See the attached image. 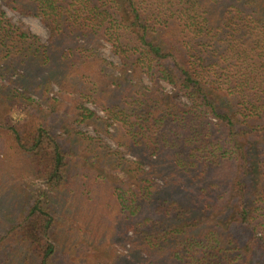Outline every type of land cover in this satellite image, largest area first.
Returning <instances> with one entry per match:
<instances>
[{
  "label": "trees",
  "instance_id": "16d2710c",
  "mask_svg": "<svg viewBox=\"0 0 264 264\" xmlns=\"http://www.w3.org/2000/svg\"><path fill=\"white\" fill-rule=\"evenodd\" d=\"M2 1L0 264H264V0Z\"/></svg>",
  "mask_w": 264,
  "mask_h": 264
},
{
  "label": "rangeland",
  "instance_id": "374dc122",
  "mask_svg": "<svg viewBox=\"0 0 264 264\" xmlns=\"http://www.w3.org/2000/svg\"><path fill=\"white\" fill-rule=\"evenodd\" d=\"M4 6V3L2 0H0V5ZM7 14L13 18L15 21H23L25 25L34 33L38 34L44 41H46L49 37V31L47 27L36 17L33 16H27V15H22L20 13L14 12L8 7L4 6ZM103 54L105 57L117 61L118 58L112 53L110 45L105 44V46L102 48ZM169 89V87H167ZM58 88H55V92L52 93L53 96L57 97L58 100L62 101V103H56L54 104V108L56 111L53 117L49 118L48 123L50 127L54 130H56V127L59 125V122H61L62 118H65V115L68 116L70 113V105L71 103L69 102V98H63L58 94ZM69 103V104H68ZM67 105V106H66ZM93 107V105H91ZM101 115H104L103 111L100 109L98 110ZM14 117H20L22 116L19 111L14 112ZM62 117V118H61ZM84 130H87L89 132H92V129L90 127L82 126ZM58 131V130H56ZM59 132V131H58ZM60 133V132H59ZM111 141V140H109ZM112 142V141H111ZM32 187L38 188L42 186L41 181L36 180V181H29ZM4 253V254H3ZM5 257V249L1 247V257ZM2 259H0V263H2Z\"/></svg>",
  "mask_w": 264,
  "mask_h": 264
}]
</instances>
